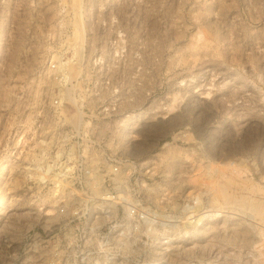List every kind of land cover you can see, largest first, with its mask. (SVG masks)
I'll list each match as a JSON object with an SVG mask.
<instances>
[{
  "label": "rangeland",
  "instance_id": "1",
  "mask_svg": "<svg viewBox=\"0 0 264 264\" xmlns=\"http://www.w3.org/2000/svg\"><path fill=\"white\" fill-rule=\"evenodd\" d=\"M116 165L155 230L66 264H264V0H0V264H65Z\"/></svg>",
  "mask_w": 264,
  "mask_h": 264
},
{
  "label": "built area",
  "instance_id": "2",
  "mask_svg": "<svg viewBox=\"0 0 264 264\" xmlns=\"http://www.w3.org/2000/svg\"><path fill=\"white\" fill-rule=\"evenodd\" d=\"M112 173L116 175H114V177L108 175L110 183L108 182V184L104 186V189L97 195V202L92 201L94 200L93 196L85 195V198L83 195H78L83 194L80 192L77 193L79 196L77 200L66 201V205L62 204L59 207L61 215L63 216V223L60 224V227H62L61 230L65 237L64 241L69 244V247L71 245V251H68L66 255L63 254L64 256L55 253L56 259L63 260L66 264L70 260H80L79 255H81V259L84 260L86 258L88 262L92 259L94 260L97 255L99 256L101 254L103 259L101 258L102 260L100 262L102 263L105 257H113L117 255L119 251L124 253L125 257L130 258L131 253L126 252L121 246L123 242H127L133 247V243L137 237V231L140 229V222L143 221L147 223L148 232L150 230H152V232L155 230V212L141 209L134 201H129L123 196L113 183L114 180L116 181L119 173L117 165L114 167ZM70 191L71 195H68V197H74L73 195L76 193H73L72 190ZM81 199H83L85 204L72 206L79 203L78 201H81ZM99 212L102 213V216L95 215V213ZM102 219L105 223L100 227L107 228L108 226L109 230L102 233L101 238L103 241L96 243L97 254L95 257H92L94 249L92 243L95 244L93 241V229ZM78 220L79 222L76 223ZM69 247H67V249ZM72 251H74V253H72ZM77 252L79 253L77 254ZM115 258L116 256L114 259Z\"/></svg>",
  "mask_w": 264,
  "mask_h": 264
},
{
  "label": "bare ground",
  "instance_id": "3",
  "mask_svg": "<svg viewBox=\"0 0 264 264\" xmlns=\"http://www.w3.org/2000/svg\"><path fill=\"white\" fill-rule=\"evenodd\" d=\"M118 180L121 181V180H120V177L118 178ZM227 196H228V195H227ZM228 200H229V199H228ZM236 203H238V202H236ZM230 204H231V203H230ZM230 204H229V205H230ZM244 204H245V203H244ZM246 204H247V203H246ZM246 204H245V205H246ZM252 204H254V203H252ZM232 206H233V205H232ZM243 207H244V206H243ZM252 207H254V206L252 205ZM252 207H251V208H252ZM254 209H255V208H254ZM254 209H253V210H254ZM256 211L258 212V209H257ZM247 232H248V231H247ZM259 233H260V231H259ZM125 244L128 245L127 242L124 243V245H125Z\"/></svg>",
  "mask_w": 264,
  "mask_h": 264
}]
</instances>
